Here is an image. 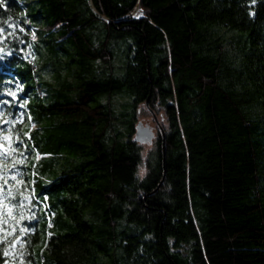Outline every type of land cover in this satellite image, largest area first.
<instances>
[{
    "label": "trees",
    "instance_id": "trees-1",
    "mask_svg": "<svg viewBox=\"0 0 264 264\" xmlns=\"http://www.w3.org/2000/svg\"><path fill=\"white\" fill-rule=\"evenodd\" d=\"M0 146V264H264V0H0Z\"/></svg>",
    "mask_w": 264,
    "mask_h": 264
},
{
    "label": "rangeland",
    "instance_id": "rangeland-1",
    "mask_svg": "<svg viewBox=\"0 0 264 264\" xmlns=\"http://www.w3.org/2000/svg\"><path fill=\"white\" fill-rule=\"evenodd\" d=\"M141 14V10L138 9L136 10V12L134 13V16L139 17ZM145 108V107H143ZM139 120L143 123L144 126H151L153 131H154V142L152 144H150L146 139V141L149 143H145V145H143V149L145 151V153H149L150 151L153 150L154 146H155V141L157 138V135L159 133V129L160 127H162V124H164V116L162 114V112H158V114H156L154 112V110H145L142 109L141 113L139 114Z\"/></svg>",
    "mask_w": 264,
    "mask_h": 264
},
{
    "label": "water",
    "instance_id": "water-1",
    "mask_svg": "<svg viewBox=\"0 0 264 264\" xmlns=\"http://www.w3.org/2000/svg\"><path fill=\"white\" fill-rule=\"evenodd\" d=\"M3 148V146H0V149H2Z\"/></svg>",
    "mask_w": 264,
    "mask_h": 264
}]
</instances>
